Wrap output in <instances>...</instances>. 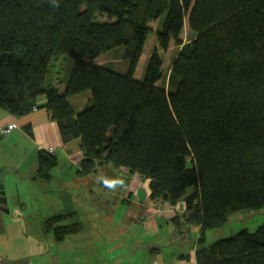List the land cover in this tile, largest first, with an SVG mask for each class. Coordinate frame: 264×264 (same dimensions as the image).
<instances>
[{"label": "trees", "instance_id": "trees-1", "mask_svg": "<svg viewBox=\"0 0 264 264\" xmlns=\"http://www.w3.org/2000/svg\"><path fill=\"white\" fill-rule=\"evenodd\" d=\"M186 18L195 37L183 45ZM159 19L160 48L182 45L168 88L157 84V50L144 78L134 77ZM118 46L130 48L127 72L93 62ZM60 54L75 58L63 91L47 83ZM86 90L76 113L69 98ZM43 107L63 142L80 140V175L113 162L149 178L153 200L185 203L176 226H200L198 264H264V223L207 243V229L235 212L264 209V0H0V111L22 117ZM57 164L41 149L36 177L51 179ZM80 230L55 228L58 240Z\"/></svg>", "mask_w": 264, "mask_h": 264}, {"label": "crops", "instance_id": "crops-1", "mask_svg": "<svg viewBox=\"0 0 264 264\" xmlns=\"http://www.w3.org/2000/svg\"><path fill=\"white\" fill-rule=\"evenodd\" d=\"M47 81L52 87L64 90V83L59 84L49 77ZM86 91L70 96L72 106L77 105L80 110L83 108L82 105L91 95L88 94L83 99L78 97ZM45 102L46 98L41 97L39 104ZM10 123H14L15 128L9 135L23 124H30L33 135L27 133L33 138L38 151H48L50 146L55 148L53 154L56 155L58 164L53 170L59 165L58 158H67L72 168L78 167V176H82L79 173L83 156L80 140L63 142L57 123L51 119L45 107L19 118L0 111V127ZM118 171L124 173L119 176L123 178V194L120 196L130 203V207L124 212L87 211L76 214V222L81 224V230L74 232L75 238L71 244H66L65 238L63 241L56 238L52 241L50 238L48 243H43L50 248L48 250L40 240L34 242L32 239L31 243L28 242L27 235L31 232L26 228L25 216L30 218L32 213L14 215L7 211L6 205L0 212V264H198L197 242L192 239L199 235L200 226H176L175 218L177 216L182 219L185 203L181 201L172 205L167 201L153 200L150 197L149 178L137 173L130 175L121 167ZM4 172L0 168L2 181ZM52 208L59 212L56 207ZM10 226L13 227L12 231ZM33 235L32 232V238ZM79 236L88 238L86 244L78 240ZM186 237L188 240L184 241L183 238Z\"/></svg>", "mask_w": 264, "mask_h": 264}, {"label": "rangeland", "instance_id": "rangeland-1", "mask_svg": "<svg viewBox=\"0 0 264 264\" xmlns=\"http://www.w3.org/2000/svg\"><path fill=\"white\" fill-rule=\"evenodd\" d=\"M100 19L106 20V18L102 17ZM161 24L162 21L160 19L149 23L153 32L149 33L144 43L134 77L136 79L144 78L149 58L157 50L164 61L163 75L157 84L168 88L172 63L182 45L178 46L173 42L167 51L161 49L156 37V31L161 27ZM194 37L195 32L190 29L188 18H186L181 34L183 45L190 42ZM129 49L127 46L112 48L94 59L93 62L127 72L130 60L127 57ZM52 64L54 65L51 67L48 77L58 81L59 84L64 83L66 85L65 81L69 78L74 67L75 58L60 54L54 59ZM47 83L49 82L47 81ZM88 91L78 98L83 99L88 94L92 95L91 91L90 93ZM88 100L82 105L83 108L81 110L79 106H73L76 113L84 109ZM26 125L28 124H23L22 127L15 129L12 135L0 136V168L5 170L2 182L7 199V211L14 215L17 213H32L30 218L25 216L26 228L31 232L30 235H27L28 242L31 243L33 239L32 241L39 242L37 240H40L43 244L48 243L50 238L54 241L55 238L57 239L55 228L75 223L77 221L76 214L79 215V213L87 211L124 212L128 210L130 203L120 196L123 194V178L119 176L120 173H122V176L124 173L118 171L113 162H106L103 165L98 163L96 170L92 173L78 176V167L72 168L67 158H58L59 165L52 171L51 181L36 177L39 167V151L33 138L25 130ZM52 207H56L59 212H55ZM61 214L64 216L63 219L55 222L52 225V229L46 230V221L53 216ZM263 223L264 209L261 211L241 210L235 212L231 215L230 221L224 228L207 229V243H211L221 237L232 236L244 228L253 231ZM12 230L13 227L10 226V231ZM32 232L34 233L33 238ZM73 234L68 233L65 235L66 244H71L74 241L73 238L75 237H73ZM193 236L192 232V238ZM196 237L192 240L195 241ZM78 238L82 244H86L88 240L86 236H79ZM183 240L187 241L188 238H183ZM44 248L50 250L49 247L44 246Z\"/></svg>", "mask_w": 264, "mask_h": 264}, {"label": "built area", "instance_id": "built-area-1", "mask_svg": "<svg viewBox=\"0 0 264 264\" xmlns=\"http://www.w3.org/2000/svg\"><path fill=\"white\" fill-rule=\"evenodd\" d=\"M13 128H14V123H10L7 126H1L0 127V136L1 135H8V134H10L12 132ZM48 151L50 153H54L55 152V148L52 147V146H50L48 148Z\"/></svg>", "mask_w": 264, "mask_h": 264}, {"label": "water", "instance_id": "water-1", "mask_svg": "<svg viewBox=\"0 0 264 264\" xmlns=\"http://www.w3.org/2000/svg\"><path fill=\"white\" fill-rule=\"evenodd\" d=\"M7 199L5 197V190H4V184L0 178V210H4V207L6 206Z\"/></svg>", "mask_w": 264, "mask_h": 264}, {"label": "flooded vegetation", "instance_id": "flooded-vegetation-1", "mask_svg": "<svg viewBox=\"0 0 264 264\" xmlns=\"http://www.w3.org/2000/svg\"><path fill=\"white\" fill-rule=\"evenodd\" d=\"M0 212H2V211L0 210Z\"/></svg>", "mask_w": 264, "mask_h": 264}]
</instances>
